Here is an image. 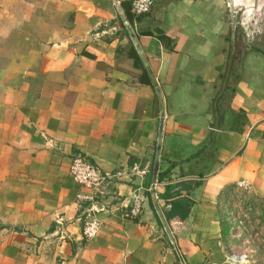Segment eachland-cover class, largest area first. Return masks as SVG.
I'll return each mask as SVG.
<instances>
[{
	"label": "crops",
	"instance_id": "0c3cea01",
	"mask_svg": "<svg viewBox=\"0 0 264 264\" xmlns=\"http://www.w3.org/2000/svg\"><path fill=\"white\" fill-rule=\"evenodd\" d=\"M117 2L148 69L112 0H0V264L221 263L230 191L244 182L264 197V50L233 34L225 0H157L139 17ZM151 76L170 235L152 199ZM77 154L124 175L94 193L69 175ZM177 199L183 220L169 213ZM89 208L100 229L87 241Z\"/></svg>",
	"mask_w": 264,
	"mask_h": 264
},
{
	"label": "rangeland",
	"instance_id": "374dc122",
	"mask_svg": "<svg viewBox=\"0 0 264 264\" xmlns=\"http://www.w3.org/2000/svg\"><path fill=\"white\" fill-rule=\"evenodd\" d=\"M247 32L251 46L264 50V31L260 32V43L253 42L258 35L253 34L254 28L248 25ZM221 215L225 252L246 251L250 256L247 264H264V197L251 189L235 187L224 201Z\"/></svg>",
	"mask_w": 264,
	"mask_h": 264
},
{
	"label": "built area",
	"instance_id": "2783aa9c",
	"mask_svg": "<svg viewBox=\"0 0 264 264\" xmlns=\"http://www.w3.org/2000/svg\"><path fill=\"white\" fill-rule=\"evenodd\" d=\"M157 0H130L131 13L135 17H139L149 13L150 9ZM69 175L71 179L91 190L94 193H100L101 189L113 179H121L123 177L122 172L111 173H101L98 168L92 165L86 157L77 154L71 158L69 165ZM132 174L138 175L140 169L137 165H133L131 169ZM238 188H248V185L243 183H238ZM142 209V198L139 195L133 196V201L131 208L127 215L129 217H137L140 215ZM100 229L99 219L95 216V210L89 208L84 214L82 220V236L84 240L94 239ZM250 256L246 251L232 250L226 253L223 262L221 263H209V264H247L249 262Z\"/></svg>",
	"mask_w": 264,
	"mask_h": 264
},
{
	"label": "water",
	"instance_id": "95a60500",
	"mask_svg": "<svg viewBox=\"0 0 264 264\" xmlns=\"http://www.w3.org/2000/svg\"><path fill=\"white\" fill-rule=\"evenodd\" d=\"M112 1L114 3L119 19L121 20L133 47L137 51L141 60L143 61L145 68L148 69L146 66L144 57L141 53V50L138 46V42L134 36V33L129 25V22L124 12L122 11L117 0H112ZM225 2H226V7L228 9L230 27H231V30L233 31V34H235V29L237 27H240L244 31H246V27L248 25L252 28H254L257 24H260L261 26L264 25V0H225ZM151 80H152V83L155 87V90L157 92V95L160 101V120H159L157 142H156V147H155V156H154L153 168H152V178H151L152 199L155 203L157 213L164 225V228L170 235L168 226L163 216V211L157 205L155 194H154V186L157 182V169H158V160H159L160 143H161V137H162L163 118H164V105H163V98H162L161 91L156 85V82L154 81V78L152 76H151Z\"/></svg>",
	"mask_w": 264,
	"mask_h": 264
},
{
	"label": "trees",
	"instance_id": "16d2710c",
	"mask_svg": "<svg viewBox=\"0 0 264 264\" xmlns=\"http://www.w3.org/2000/svg\"><path fill=\"white\" fill-rule=\"evenodd\" d=\"M169 213L171 215L179 214L181 216V220H183L189 213L190 204L187 201H183L182 199H177L171 202Z\"/></svg>",
	"mask_w": 264,
	"mask_h": 264
}]
</instances>
